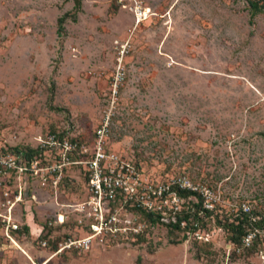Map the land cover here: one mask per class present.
<instances>
[{
    "label": "rangeland",
    "instance_id": "1",
    "mask_svg": "<svg viewBox=\"0 0 264 264\" xmlns=\"http://www.w3.org/2000/svg\"><path fill=\"white\" fill-rule=\"evenodd\" d=\"M138 4L152 12L139 26ZM107 123V150L146 182L212 191L203 240L130 210L122 224L137 233L58 253L63 235L85 236L77 168L55 189L27 186L14 222L29 233L12 241L0 221V264H264L263 243L243 250L223 228L242 204L264 215V10L253 16L249 0H82L78 11L75 0H0V146L35 147L55 129L92 142ZM201 199L182 198L183 210ZM59 214L69 227L48 226ZM45 232L61 245L44 247Z\"/></svg>",
    "mask_w": 264,
    "mask_h": 264
},
{
    "label": "built area",
    "instance_id": "2",
    "mask_svg": "<svg viewBox=\"0 0 264 264\" xmlns=\"http://www.w3.org/2000/svg\"><path fill=\"white\" fill-rule=\"evenodd\" d=\"M148 10L150 8L144 9L139 4L133 8L137 26L148 19L152 13L147 17ZM108 134V123L96 132V140L92 142L49 133L46 139H39L35 146L38 153L32 157H28L26 152L14 150L7 143L0 146V201L3 208L7 207V215L0 214V221L7 229L9 239L13 241L10 233L22 228L14 222V210L24 202L27 186L34 188L38 184L55 189L64 181L69 170L77 168L85 178L87 192L86 200L76 207V211L85 214L86 221H78L85 236L69 238L58 253L72 249L89 251L96 242L103 243L107 238L117 239L121 235L137 233V229L122 224L132 223L122 221V212L138 210L168 221L184 211L177 189L196 193L204 199L199 217L214 210L213 194L208 188L196 187L186 179L175 180L170 185L146 182L136 166L107 150ZM6 177L9 179L5 181L3 178ZM12 187L15 189L12 190ZM30 197L37 199L34 193ZM239 211L248 215L250 225L240 248L249 250L256 242L264 244V225L260 224L263 217L256 215L247 204H242ZM61 216L59 214L48 226L66 224V217L63 215L64 220L61 221ZM181 226L184 229L189 227L187 221H183ZM199 227L198 220L189 230L203 240ZM48 244V241L42 243L44 247Z\"/></svg>",
    "mask_w": 264,
    "mask_h": 264
},
{
    "label": "trees",
    "instance_id": "3",
    "mask_svg": "<svg viewBox=\"0 0 264 264\" xmlns=\"http://www.w3.org/2000/svg\"><path fill=\"white\" fill-rule=\"evenodd\" d=\"M251 3V8L253 10V16H256L257 14H259L262 10H264V6L260 5V2L263 0H249ZM82 6V0H75V8L76 10H80ZM66 17H69V15L64 16L63 18L60 19L59 24L60 26H62L63 22L65 21ZM62 31V27L60 28ZM51 134H57L60 135L61 138H67V139H72L73 138L69 135H67L65 132L60 133L58 130H53L51 131ZM77 140V139H75ZM14 150L18 151V152H26L28 157H32L33 155L38 153V149H36L33 146H17L15 148H13ZM176 189V188H175ZM178 194L180 195V197L182 198H189L191 196H197L198 194L190 192V191H185V190H180L177 189ZM194 211L192 209L189 210H184L182 213H179L178 215H176L175 217H171L168 221H162L160 220V217H157L153 214H147L145 212H143L146 216V218H148L150 220L151 224H163L169 228H171L172 230L175 231H185L184 228H182L181 223L183 221H187L189 227L186 229L191 228L194 222L193 219L195 221L200 220L199 217V211L203 208V201L202 199L199 201V204H196ZM254 213L258 216H262L263 220H261L260 224L264 225V215L260 214L259 212L254 210ZM206 214L208 216H212L213 212L211 211H207ZM69 224H63L60 225L61 228H64L66 226H68ZM220 225L221 222H220ZM48 227V226H46ZM69 227V226H68ZM224 230L226 231V233L228 234V239L230 240L231 243H233L235 246L240 247L242 245V240L243 237L248 233V230L250 228L249 225V218L247 214H240V216L236 217L235 220L231 223L225 224L224 225ZM23 232V233H29V228L27 226H23L19 231L17 232ZM16 233V232H14ZM69 238H72L71 234H65L62 236L63 242L67 241ZM41 241H48L49 244H57V246H59V244L61 245L60 241L58 240V238L52 237L50 232H45V235L41 236ZM62 242V243H63ZM260 242H256L253 247L250 250L256 249L258 247V244ZM52 250V249H51ZM55 252H57V248L53 249Z\"/></svg>",
    "mask_w": 264,
    "mask_h": 264
},
{
    "label": "water",
    "instance_id": "4",
    "mask_svg": "<svg viewBox=\"0 0 264 264\" xmlns=\"http://www.w3.org/2000/svg\"><path fill=\"white\" fill-rule=\"evenodd\" d=\"M26 196H28V193H26Z\"/></svg>",
    "mask_w": 264,
    "mask_h": 264
}]
</instances>
